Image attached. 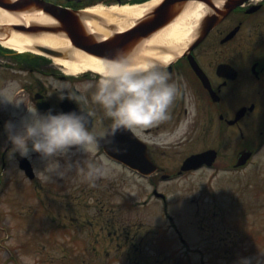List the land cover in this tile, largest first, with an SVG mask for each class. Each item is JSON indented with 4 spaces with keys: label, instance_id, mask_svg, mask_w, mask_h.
<instances>
[{
    "label": "rangeland",
    "instance_id": "374dc122",
    "mask_svg": "<svg viewBox=\"0 0 264 264\" xmlns=\"http://www.w3.org/2000/svg\"><path fill=\"white\" fill-rule=\"evenodd\" d=\"M46 59L51 62L47 67L69 73ZM87 72V78L71 73L77 77L74 83L53 77L83 90L85 82L101 76ZM21 106L14 105L17 123ZM99 109L97 131L107 119ZM252 136V128L246 127L244 139L250 138L248 149L254 151L246 166H232L243 137L225 130L208 142L219 144L211 167L156 181L155 186L112 160V174L95 185L75 172L42 183L36 174L34 179L25 175L15 153L0 167V264H236L239 257L254 256L258 247L264 248V145L260 139L251 143ZM172 138L153 140L160 145ZM0 142L1 151L5 143ZM205 144L168 147L155 158L170 173ZM85 155L78 151L72 159ZM87 156L104 157L99 151ZM27 157L34 171L44 166L39 153L30 151ZM155 187L165 200L152 195Z\"/></svg>",
    "mask_w": 264,
    "mask_h": 264
},
{
    "label": "flooded vegetation",
    "instance_id": "af4514ba",
    "mask_svg": "<svg viewBox=\"0 0 264 264\" xmlns=\"http://www.w3.org/2000/svg\"><path fill=\"white\" fill-rule=\"evenodd\" d=\"M50 1L74 9L79 5L102 0ZM209 1L213 7L205 9L197 22L194 31L196 40L192 46L181 51L168 49L171 58L164 62L179 91L169 106L167 119L143 129H123L132 135V139L141 143L140 148L143 144L150 167H156L148 175L151 185H156V181H171L185 172L207 167L203 164L193 170L180 171L183 160L192 153L213 150L214 164L219 144L208 142L219 139L225 130L234 134L239 132L243 137L237 142L240 146L234 156L235 162L232 163L234 169L246 166L254 153L248 149L250 138L244 139L246 127H251L256 135L251 137V143L260 139L261 146L264 145V0H240L230 7H226L225 3L217 5L215 0ZM188 2H183L182 8ZM50 63L41 56L0 49V88L6 87L9 81L19 83L17 96L25 102H22L18 113L22 117L27 111L26 104H36L41 112L50 108L53 111H79L75 101L68 98L60 100L49 95L46 81L48 75H56L58 79L70 80L72 83L77 78L47 67ZM88 74L81 76L87 78ZM86 95L87 102L82 106L92 113L90 128L101 137L103 145L98 151L105 156L104 138L111 119L105 115L107 119H104V124L101 123L104 129L97 131L96 119L101 111L99 108L104 109L94 101L90 89L86 91ZM14 105L11 102L0 103V140L5 143L0 151L3 169L7 166L8 151L12 146L5 123L18 116L14 114ZM206 132V136L203 135ZM159 135L162 138H174L157 145L153 139ZM205 141V146L192 150L181 160L176 171L164 172V166L155 158V154L165 153V148L193 147ZM247 151L249 156L245 163L237 165L244 160L243 153ZM210 159V156H206L204 161Z\"/></svg>",
    "mask_w": 264,
    "mask_h": 264
},
{
    "label": "clouds",
    "instance_id": "9594fccd",
    "mask_svg": "<svg viewBox=\"0 0 264 264\" xmlns=\"http://www.w3.org/2000/svg\"><path fill=\"white\" fill-rule=\"evenodd\" d=\"M143 52V45L138 44L106 55L100 60V78L85 82L83 90L69 81L50 77L49 95L75 101L79 111H53L50 108L41 112L36 104H26L27 114L19 123L13 120L5 123L12 145L8 156L11 158L17 152L21 156H28L30 151L39 153L45 163L42 168L35 169V174L42 183L55 182L56 177L64 178L72 172L91 185L109 177L113 169L106 155L101 158L87 156L101 147V137L90 128L92 113L82 106L87 102L86 91L94 90V101L111 119L105 144H111L121 129H143L167 119L169 106L179 91L166 69V62L153 60ZM18 89L17 81H9L6 87L0 88V103L19 105L24 102L17 96ZM78 151L86 155L73 160L72 156ZM236 264H264V248L258 247L254 256L239 257Z\"/></svg>",
    "mask_w": 264,
    "mask_h": 264
},
{
    "label": "bare ground",
    "instance_id": "6f19581e",
    "mask_svg": "<svg viewBox=\"0 0 264 264\" xmlns=\"http://www.w3.org/2000/svg\"><path fill=\"white\" fill-rule=\"evenodd\" d=\"M160 1L147 0L136 3L128 2L123 5L111 4L109 6L97 3L83 10V22L95 34L97 39L107 38L114 33L132 27L137 20L147 16ZM223 2L224 0H215L218 5ZM205 9L206 6L202 2L189 1L173 21L146 37L132 41L127 49L142 44L145 56L161 61L170 59V53L163 51L161 47L178 51L184 50L193 39L197 22L201 19ZM92 15H98L105 25L99 24ZM14 23L53 25L56 22L39 8L29 7L19 11H9L0 6V24ZM0 43L17 51L29 50L42 54L44 53L35 48V45L65 48L68 50L69 58L44 55L65 66L69 73L77 74L84 71H94L101 74L100 60L102 58L74 47L63 32L52 33L46 31L32 34L13 30L10 36L0 35Z\"/></svg>",
    "mask_w": 264,
    "mask_h": 264
},
{
    "label": "water",
    "instance_id": "95a60500",
    "mask_svg": "<svg viewBox=\"0 0 264 264\" xmlns=\"http://www.w3.org/2000/svg\"><path fill=\"white\" fill-rule=\"evenodd\" d=\"M183 1L185 0H162L161 3L154 7L147 16L137 20L129 29L114 33L107 38L104 37L97 39L95 34L85 26L82 18L83 14L79 10H70L45 0H0V6L9 11H19L29 7L39 8L50 15L56 22L53 25H41L35 23L2 24L0 25V33L8 31L11 35L13 30L32 34L46 31H51L52 33L63 32L70 40L71 45L74 47H77L91 55L104 58L106 55L113 54L117 49H127L128 45L132 41L146 37L170 23ZM236 1L237 0H226L225 6L230 7ZM206 2L210 4L209 1ZM95 18L99 21L101 19L99 17ZM117 43L121 46L114 47ZM35 48L55 56L65 55L63 48L50 47L41 44L35 45ZM113 140L118 143L121 150L114 151L113 148L109 146L110 144H105V147H107L110 155L134 166H137L140 163H142L140 164L141 166L145 164V153L144 151L138 150V144L129 142L130 139L121 135L120 131L115 134ZM246 154L248 153L244 154L245 158L247 156ZM201 156H203V154L189 157L185 161L183 168L196 163L200 160ZM18 158L20 160L21 167L25 169L29 176H33L28 160L24 156H19Z\"/></svg>",
    "mask_w": 264,
    "mask_h": 264
},
{
    "label": "snow or ice",
    "instance_id": "6c2138e0",
    "mask_svg": "<svg viewBox=\"0 0 264 264\" xmlns=\"http://www.w3.org/2000/svg\"><path fill=\"white\" fill-rule=\"evenodd\" d=\"M120 46L121 45L119 43H117V44L114 45V47H120ZM109 146L111 148H113V149L119 147L118 143L115 140H113V142Z\"/></svg>",
    "mask_w": 264,
    "mask_h": 264
}]
</instances>
